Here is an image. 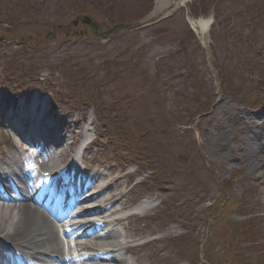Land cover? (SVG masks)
I'll list each match as a JSON object with an SVG mask.
<instances>
[{"label":"rangeland","instance_id":"obj_1","mask_svg":"<svg viewBox=\"0 0 264 264\" xmlns=\"http://www.w3.org/2000/svg\"><path fill=\"white\" fill-rule=\"evenodd\" d=\"M217 1L214 4V0H196L195 5L189 9L194 17H205L214 7L215 13L224 21L223 24L230 28L228 31L210 35L211 39H216L212 41L206 38L203 42L200 41L203 44L199 46V42L196 44L187 34L186 26L178 16L182 10L174 13V16L154 33L131 32L127 26L148 8L150 0H0V59L6 56L5 58L12 60L13 64L15 61L19 63L22 68L16 70L18 75L27 73L23 66L27 67L29 61L36 67L40 62L44 70L38 74L42 77L39 82L43 83V80L49 79L46 85L48 89L54 87L55 91L60 89V86L81 87V78L85 81L88 78L90 85L96 86L101 74L106 72L105 68H110L122 78L104 86L107 94L122 80H127V77H138L142 72L157 69L169 78L170 89L163 87L165 105L173 106L172 110H169L171 113H178L175 118H171L170 125H173L176 131L187 134L188 131L180 124L194 117V124L189 125L193 130L192 134L196 133V126L199 125L198 133L202 139L199 150L200 175L210 191L208 197L213 198L202 201L198 206L199 211H204L207 205L219 198L220 188L217 183L221 180L233 182L229 194L237 200L247 198L246 202H249L250 199L264 210V185L260 186L258 183L261 177L255 181L252 176L253 172L250 166L248 167L249 151L245 153L244 145L242 146L249 131L258 127L264 128V113L260 110H246L222 93L214 94L217 92L215 81L218 80L220 65L226 68L228 75H232V91L240 95L242 90L252 87L249 82L252 76L247 68L260 57L254 58L255 55L262 54L261 65L264 68V50H261L264 48V0H222V3ZM111 3L114 4L112 10L109 8ZM78 9L80 13H88L97 20L100 28L98 34L115 25L121 24L126 28L105 38L93 36L91 31L81 24L75 28H67L76 19ZM101 11L107 17L111 16V19L100 17L98 14ZM231 18L238 19L228 22ZM59 26L63 28L59 30ZM221 27L219 24L220 29ZM149 36L152 39L149 40ZM177 46L178 49L182 46L181 50L185 51L187 47L194 54L179 56L174 53L176 50L179 52ZM241 46L245 50L244 58L239 55ZM230 54L233 59L227 64L226 59ZM29 57L32 59L29 60ZM185 57L188 60L191 57L194 59L187 62ZM3 61L6 60H0V63ZM163 63H167L168 68H164ZM130 64L136 67L132 68ZM263 68L257 67L254 75L259 74ZM189 69L193 72H189ZM25 73L23 76H26ZM194 87L198 88V91H213L215 101L212 109L205 114L195 113L198 108L193 103L194 100H188L187 95L179 93L186 90L191 92ZM253 97L257 98L255 95ZM112 98L113 93H110L103 99L112 102ZM63 106L66 111L78 112L79 117L84 120L82 109ZM82 122L79 119V124ZM98 127L96 125V129ZM176 137L173 132V140L178 147ZM254 147L255 156L261 158L264 154V137ZM104 150L110 151L107 147ZM240 157L243 159L238 160ZM95 158L97 162H103V165L112 170V166H108L101 155ZM105 160L109 161V158ZM241 161L246 164H240ZM241 165H245L246 170L241 169ZM242 170H245L242 177L250 180L245 182L246 185L236 183ZM226 185H229L228 182ZM193 218L190 217L185 223V232L194 236L197 229L200 239L204 221L199 217L195 220H192ZM153 225L157 227L158 222L155 221ZM198 241L201 242L202 239Z\"/></svg>","mask_w":264,"mask_h":264},{"label":"bare ground","instance_id":"obj_2","mask_svg":"<svg viewBox=\"0 0 264 264\" xmlns=\"http://www.w3.org/2000/svg\"><path fill=\"white\" fill-rule=\"evenodd\" d=\"M172 0H156V8L154 13L161 12L163 9H165L167 6H170V2ZM208 26V21H196L193 23V27L195 28V31L198 32L201 36H203L206 28ZM259 133V132H258ZM255 159V155H251L249 157L248 166L252 168V171H256L255 174L262 171L264 173V166H260L257 162H252V160ZM102 176H98V179H100ZM102 180L97 182L99 184ZM104 187H99L100 190H102ZM106 198H102L99 201L104 202ZM15 208V207H13ZM14 209H11L13 211ZM19 217V218H18ZM23 218V219H22ZM41 217L37 216L31 209L28 208V206L23 205L21 208H18L16 211L15 216L10 214L9 212H6V210H0V229H4L6 231L7 227L10 225V223H13V230H23L26 233H32V232H40L42 231L41 228H39V222L41 221ZM27 235V234H25Z\"/></svg>","mask_w":264,"mask_h":264}]
</instances>
